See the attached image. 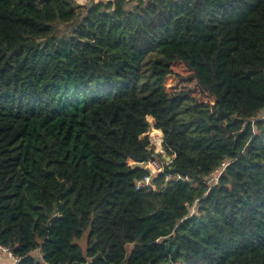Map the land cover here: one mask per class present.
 <instances>
[{
    "label": "trees",
    "instance_id": "1",
    "mask_svg": "<svg viewBox=\"0 0 264 264\" xmlns=\"http://www.w3.org/2000/svg\"><path fill=\"white\" fill-rule=\"evenodd\" d=\"M263 113L264 0H0V245L18 264H264ZM149 117L172 158L156 191L132 165L154 156Z\"/></svg>",
    "mask_w": 264,
    "mask_h": 264
},
{
    "label": "built area",
    "instance_id": "2",
    "mask_svg": "<svg viewBox=\"0 0 264 264\" xmlns=\"http://www.w3.org/2000/svg\"><path fill=\"white\" fill-rule=\"evenodd\" d=\"M150 123V122H149ZM153 129L152 135H150V130ZM148 137V140L150 142V147L152 150H154V156H152L148 161L144 163H132V165H137L144 170L148 172V174L141 180L137 181L135 184L136 190H144V189H153L156 191L158 189V185L156 183V180L161 174L165 173V167L169 166L172 162V158L167 156L163 149V142H164V136L163 132L160 129H157L155 124L154 126L150 124L149 132L144 136ZM154 146H159L160 150L159 152L156 151ZM171 158V159H170ZM225 168V164L223 165V168L221 170H216L210 179L206 181L207 185L210 187H214L219 183V179L223 173V170ZM166 182H187L194 184L196 181L190 179L187 176H181V175H170L167 174L165 178ZM0 251L5 252L9 255V257L13 260V264H18L19 260L13 255V253L8 250L7 248L0 245Z\"/></svg>",
    "mask_w": 264,
    "mask_h": 264
},
{
    "label": "rangeland",
    "instance_id": "3",
    "mask_svg": "<svg viewBox=\"0 0 264 264\" xmlns=\"http://www.w3.org/2000/svg\"><path fill=\"white\" fill-rule=\"evenodd\" d=\"M75 1L78 3L79 6H83V5L80 4L81 2L85 3L84 2L85 0H75ZM76 27L77 26L72 25V24H70V25H68V24L59 25L58 26V34H57L58 39H61L63 37H70L71 35H74V31H75ZM154 89H155V85L153 84V82L147 76L140 83L139 95L141 97H145V96L149 95ZM261 115L264 116V113L261 114ZM148 121L150 122V124H152L154 126L155 121H154L153 118L149 117ZM151 131H153L152 128L150 130V135H152ZM154 147H155L156 151L159 152V150H160L159 146H154ZM195 207L192 209V212H197V209L199 208V206H195ZM84 240H85V237H84ZM84 240L82 242L85 245V241ZM0 253H3V252L0 251ZM3 254L7 256L6 259L9 258L10 260H12L7 253L4 252ZM10 264H13V261Z\"/></svg>",
    "mask_w": 264,
    "mask_h": 264
},
{
    "label": "crops",
    "instance_id": "4",
    "mask_svg": "<svg viewBox=\"0 0 264 264\" xmlns=\"http://www.w3.org/2000/svg\"><path fill=\"white\" fill-rule=\"evenodd\" d=\"M89 0H85V3H80L81 5H85L86 3H88ZM99 1H109V0H99ZM6 255H4L3 253H0V264H10L12 263L13 260H10L9 258L6 259ZM6 259V260H5Z\"/></svg>",
    "mask_w": 264,
    "mask_h": 264
},
{
    "label": "water",
    "instance_id": "5",
    "mask_svg": "<svg viewBox=\"0 0 264 264\" xmlns=\"http://www.w3.org/2000/svg\"><path fill=\"white\" fill-rule=\"evenodd\" d=\"M171 159V158H170Z\"/></svg>",
    "mask_w": 264,
    "mask_h": 264
}]
</instances>
